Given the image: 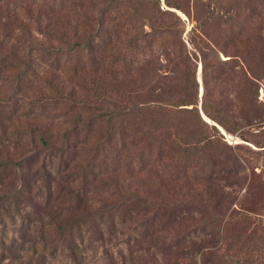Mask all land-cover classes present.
Wrapping results in <instances>:
<instances>
[{"label": "rangeland", "instance_id": "rangeland-1", "mask_svg": "<svg viewBox=\"0 0 264 264\" xmlns=\"http://www.w3.org/2000/svg\"><path fill=\"white\" fill-rule=\"evenodd\" d=\"M200 2L1 0L0 264H264V150L255 145L264 142V0ZM157 3L172 14L159 17ZM195 17L207 23L206 42L191 30ZM151 19L172 29L156 44L157 72L168 70L182 40L198 56L199 100L200 51L231 38L225 63L205 59L214 66L210 97L233 103V115L250 124L230 131V111L222 125L199 103L208 128L194 160L177 159L180 149L171 166L153 161L154 144L150 164L133 173L105 150L95 168H119L86 186L84 169L107 129L97 118L104 85L122 77L112 45L116 35L151 33ZM134 55L132 84L152 92L166 83L145 69L147 53ZM79 193L87 198L73 212Z\"/></svg>", "mask_w": 264, "mask_h": 264}, {"label": "trees", "instance_id": "trees-1", "mask_svg": "<svg viewBox=\"0 0 264 264\" xmlns=\"http://www.w3.org/2000/svg\"><path fill=\"white\" fill-rule=\"evenodd\" d=\"M109 2L116 6L119 0H109ZM196 2H200V0H196ZM167 5L170 6L169 2ZM156 9L159 17L167 13L172 14L168 10L160 9L158 3ZM230 20L235 21L232 16H230ZM193 22L196 24L191 30L202 34L194 36L206 42V35L203 34H205L204 25L207 23L204 20H199L198 17H195ZM150 26L152 31L147 35L144 29L135 30L131 34L116 35L118 43L112 46L116 47V61L121 66L122 77L117 86L104 85L105 92L102 95L105 107L100 115H97V118L105 122L107 129H105L104 139L101 141L104 144L100 143V151L98 152L97 149V154L91 158L92 164L87 165L84 169L83 176L86 186L90 184L89 181L97 180L107 170L115 171L119 168L118 165H110L111 162L95 168L98 165L97 162L100 161L101 152L103 153L105 150L109 152L114 150L116 163L120 158L122 169H131L133 173L141 171L145 165L150 164L152 159L149 151L152 150L154 144L158 146V150L153 161L165 162L167 166H171L175 163L171 153L180 149H182L181 153L185 154L178 155L177 159L182 161L185 159V162L194 160L195 151L192 149H196L197 141L206 139L205 130L208 128V124L202 120L199 103L202 111L210 119L222 125L230 111V131L239 130L250 124V119L246 115L242 117L233 115V103L215 102L210 97L213 90L209 87L208 70L214 66L205 59L211 57L217 64L225 63L226 60L221 58L220 53H225V47L228 46V41L231 38L222 44V47L219 44L207 43V48L211 50V53L200 51L202 53L200 61L203 94L199 100V85L196 76L197 54L188 52L184 42L180 40L181 50L179 49L176 58L169 60L168 70L159 74L157 71L162 67V64L158 61L156 44L166 36L163 35L165 32L172 29L171 26L158 23L157 19H151ZM230 34H233L232 28ZM162 51L165 56L168 55L166 47H163ZM137 52L139 54L147 53L151 59L146 58L144 61L145 69L153 73V76L166 81V83L160 84L158 90L149 92L143 85L135 86L131 83L130 74L134 71L132 63L135 62L134 53ZM230 73H232V68H230ZM131 119H135V122H130ZM176 121H181L176 125L182 129L181 131H172L173 123ZM260 126L263 127L264 124ZM115 130L119 131V137L116 139L113 137ZM258 131L264 137V127ZM183 132H186V137L179 135ZM200 135L202 137L198 138ZM118 141H120V148L116 147ZM182 145L183 148H181ZM255 145L264 150V142L257 141ZM247 149L250 150V148ZM250 152L254 153L255 151L250 150ZM103 157L110 159L108 154ZM236 157L233 156V159H237ZM135 196L138 203L143 200V198ZM86 198L80 193L76 194L71 207L72 211L81 210Z\"/></svg>", "mask_w": 264, "mask_h": 264}, {"label": "water", "instance_id": "water-1", "mask_svg": "<svg viewBox=\"0 0 264 264\" xmlns=\"http://www.w3.org/2000/svg\"><path fill=\"white\" fill-rule=\"evenodd\" d=\"M199 72H200V69H199ZM202 89V88H201ZM202 115H203V113H202Z\"/></svg>", "mask_w": 264, "mask_h": 264}]
</instances>
